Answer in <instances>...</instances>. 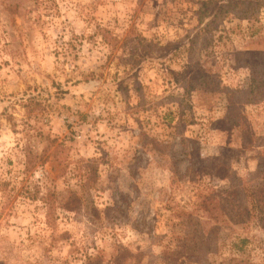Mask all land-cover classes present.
<instances>
[{
    "label": "rangeland",
    "instance_id": "obj_1",
    "mask_svg": "<svg viewBox=\"0 0 264 264\" xmlns=\"http://www.w3.org/2000/svg\"><path fill=\"white\" fill-rule=\"evenodd\" d=\"M0 264H264V0H0Z\"/></svg>",
    "mask_w": 264,
    "mask_h": 264
}]
</instances>
